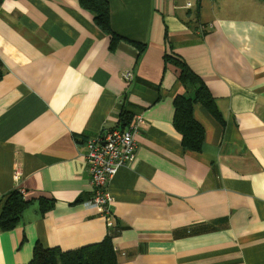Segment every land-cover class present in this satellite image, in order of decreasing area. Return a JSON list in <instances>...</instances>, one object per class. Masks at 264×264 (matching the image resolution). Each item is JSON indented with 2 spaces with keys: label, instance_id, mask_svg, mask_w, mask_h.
Returning <instances> with one entry per match:
<instances>
[{
  "label": "crops",
  "instance_id": "0c3cea01",
  "mask_svg": "<svg viewBox=\"0 0 264 264\" xmlns=\"http://www.w3.org/2000/svg\"><path fill=\"white\" fill-rule=\"evenodd\" d=\"M106 1L113 50L79 0H0V196L32 200L0 231V264L108 234L118 264H264V0ZM165 53L201 78L219 113L195 106L198 151L174 127L185 89ZM121 108L142 122L136 156L108 187V226L85 205L83 143L118 127Z\"/></svg>",
  "mask_w": 264,
  "mask_h": 264
},
{
  "label": "trees",
  "instance_id": "16d2710c",
  "mask_svg": "<svg viewBox=\"0 0 264 264\" xmlns=\"http://www.w3.org/2000/svg\"><path fill=\"white\" fill-rule=\"evenodd\" d=\"M80 6L90 12L93 22L104 33L109 35V48L113 50L119 40L110 24L109 4L106 0H79ZM140 52L145 48L137 44ZM164 65H173L177 70V83L185 89L184 94H177L173 99V124L180 137L184 151H198L204 140L205 129L195 118L194 109L197 104L204 106L215 116H219L214 100L201 78L179 56L165 53ZM132 117L128 110L121 108L119 113V128H126ZM39 209L42 211L51 207L52 200L39 197ZM32 200L23 197L19 190L13 189L0 199V231L14 228L21 220L24 210ZM25 264H118L117 253L113 247L110 234L100 242L78 247L72 250L45 248L36 245L32 258Z\"/></svg>",
  "mask_w": 264,
  "mask_h": 264
},
{
  "label": "built area",
  "instance_id": "2783aa9c",
  "mask_svg": "<svg viewBox=\"0 0 264 264\" xmlns=\"http://www.w3.org/2000/svg\"><path fill=\"white\" fill-rule=\"evenodd\" d=\"M125 81L132 79L130 71H124ZM141 117L133 118L129 126L103 130L100 134L88 137L83 143V158L89 173L91 196L85 205L94 208L112 225V197L108 191L111 179L119 167L127 166L136 156L137 135L141 125ZM21 172L15 168L14 178L18 180ZM23 194V191H20ZM1 198V196H0Z\"/></svg>",
  "mask_w": 264,
  "mask_h": 264
}]
</instances>
